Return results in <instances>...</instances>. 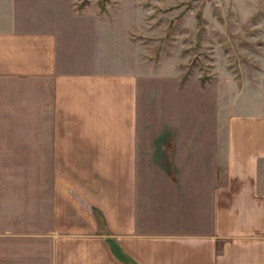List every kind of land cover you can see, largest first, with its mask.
Masks as SVG:
<instances>
[{"label":"crops","instance_id":"0c3cea01","mask_svg":"<svg viewBox=\"0 0 264 264\" xmlns=\"http://www.w3.org/2000/svg\"><path fill=\"white\" fill-rule=\"evenodd\" d=\"M10 16L0 27V84L19 83L13 91L24 92L22 106L39 108L41 127L26 124L24 131L32 125L40 132L33 142L53 169L50 196L43 175L39 202L17 193L0 200V264H126L118 250L138 264H264V113L248 112L230 125L227 198L217 202L211 231H145L137 193L138 76L125 53L112 60L102 41L96 50L94 34L91 50L81 41L80 49L54 22L31 19L40 25L27 26ZM37 108L26 115L36 118Z\"/></svg>","mask_w":264,"mask_h":264},{"label":"rangeland","instance_id":"374dc122","mask_svg":"<svg viewBox=\"0 0 264 264\" xmlns=\"http://www.w3.org/2000/svg\"><path fill=\"white\" fill-rule=\"evenodd\" d=\"M10 14L27 26L54 22L80 49L91 50L94 34L97 51L102 41L106 56L125 53L126 67L138 76L144 230L211 231L217 202L227 198L230 125L248 112L264 113V0H0L1 28ZM14 83L0 84V200L17 193L39 202L43 175L51 194L53 165L50 156L41 163L35 126L24 131L26 124L41 127L39 108H24ZM35 108L36 118L26 115ZM260 168L264 193V161Z\"/></svg>","mask_w":264,"mask_h":264},{"label":"trees","instance_id":"16d2710c","mask_svg":"<svg viewBox=\"0 0 264 264\" xmlns=\"http://www.w3.org/2000/svg\"><path fill=\"white\" fill-rule=\"evenodd\" d=\"M94 211L97 219L101 220L102 219L101 213H99L96 209ZM115 254L119 257V259H121L126 264H138L134 260L130 259L129 256L123 254L121 250L115 251Z\"/></svg>","mask_w":264,"mask_h":264}]
</instances>
